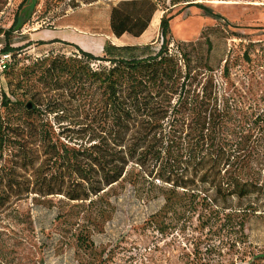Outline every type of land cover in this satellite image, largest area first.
<instances>
[{
	"label": "trees",
	"instance_id": "1",
	"mask_svg": "<svg viewBox=\"0 0 264 264\" xmlns=\"http://www.w3.org/2000/svg\"><path fill=\"white\" fill-rule=\"evenodd\" d=\"M191 5L218 17L187 0L185 6ZM157 10L154 0H119L109 11L110 31L139 37ZM17 15L2 32L0 51L12 55L8 66L18 71L12 74L18 88L25 90L34 77L43 89L35 91L30 108L20 102L19 112L10 110L11 99L0 93L5 110L0 111V154L8 152V163L0 166V209L29 196H59L108 217L114 211L111 192L122 182L142 197L160 193L161 206L146 220L159 231L196 214L202 226L219 220L244 230L255 208L238 203L264 192V181L226 169L230 162L217 136L220 116L212 89L190 86V58L181 44L177 53L170 48L171 16L164 12L159 20L156 51H150L151 44L105 42L97 56L88 46L71 44L76 54L46 55L17 68L25 47L9 42ZM51 114L58 126L48 119Z\"/></svg>",
	"mask_w": 264,
	"mask_h": 264
},
{
	"label": "rangeland",
	"instance_id": "2",
	"mask_svg": "<svg viewBox=\"0 0 264 264\" xmlns=\"http://www.w3.org/2000/svg\"><path fill=\"white\" fill-rule=\"evenodd\" d=\"M21 1L0 0V50L5 43L2 32L18 12L9 36L11 46H25L19 51L17 68L46 55L76 54L71 45L76 44L67 41L72 36L82 39L84 49L88 46L89 52L100 55L93 42H110L105 37L111 33L109 11L119 0H25L18 9ZM154 1L158 10L143 37L126 34L120 41L111 38V43L151 44L150 51H156L159 20L164 12L171 16L170 48L177 53L179 43L190 58V86L199 92L212 89V105L220 116L217 136L230 162L226 169L261 183L264 0H190L218 17L195 5L185 6L187 0ZM174 2L179 3L172 5ZM88 31L100 36L94 41ZM57 37L64 39L51 41ZM40 40L46 45L38 44ZM17 72L9 66L0 69V93L5 91L11 99L10 110L19 112L20 102H32L35 91L43 87L33 77L25 90L18 88ZM0 111L5 110L0 107ZM48 119L56 122L52 114ZM7 156L6 151L0 154V166L8 163ZM111 193L114 211L108 217H96L92 208L73 205L59 196H29L0 209V264H247L253 258L255 264H264V192L238 203L241 208H255L248 213L243 231L219 220L202 226L197 214L159 231L146 220L161 206L160 193L153 190L142 197L122 182ZM231 199L232 204L237 203L236 197ZM80 240L87 242L80 244Z\"/></svg>",
	"mask_w": 264,
	"mask_h": 264
},
{
	"label": "crops",
	"instance_id": "3",
	"mask_svg": "<svg viewBox=\"0 0 264 264\" xmlns=\"http://www.w3.org/2000/svg\"><path fill=\"white\" fill-rule=\"evenodd\" d=\"M109 29H110V27H109ZM147 30H148V28H147ZM146 30V31H147ZM146 31L141 35V36H139L138 38H141V37H143V35H145V33H146ZM89 33H87V36L89 37H91V39L92 40H96L97 38L96 37H99L100 36V34L98 33L97 35H94V33H91L90 31H88ZM111 32V31H110ZM124 35H126V34H124ZM124 35H122L121 37H116V36H114L112 33H109V35L107 34V35H105V37L108 39L109 38V41L110 42H112L111 41V38H115L116 40H122V37H124ZM56 39H64V38H62V37H57V38H55V39H53V40H51V41H55V43H57L56 41H58V40H56ZM70 40H67V41H70V42H72V43H75L76 45H78L79 47H81V44H80V42L79 41H81L82 39H80V40H78V38L76 39V37L75 36H72V38H69ZM40 41H43V40H40ZM93 42V41H92ZM96 43H94L93 42V44L94 45H97V46H93V48H99L100 49V55H97V56H101V55H103V43L104 42H102V41H95ZM113 43V42H112ZM46 45V44H45ZM116 46H122V45H140V43H138V44H136V43H132V44H115ZM82 48V47H81ZM91 53H93V52H91ZM94 54V53H93ZM94 55H96V54H94Z\"/></svg>",
	"mask_w": 264,
	"mask_h": 264
},
{
	"label": "built area",
	"instance_id": "4",
	"mask_svg": "<svg viewBox=\"0 0 264 264\" xmlns=\"http://www.w3.org/2000/svg\"><path fill=\"white\" fill-rule=\"evenodd\" d=\"M12 55L10 53H3L0 56V69L4 70L11 63Z\"/></svg>",
	"mask_w": 264,
	"mask_h": 264
},
{
	"label": "water",
	"instance_id": "5",
	"mask_svg": "<svg viewBox=\"0 0 264 264\" xmlns=\"http://www.w3.org/2000/svg\"><path fill=\"white\" fill-rule=\"evenodd\" d=\"M30 107H31V103L28 102V103H27V108H30Z\"/></svg>",
	"mask_w": 264,
	"mask_h": 264
}]
</instances>
